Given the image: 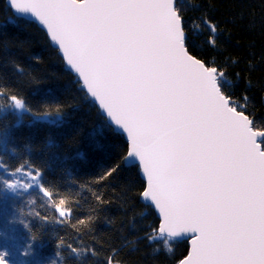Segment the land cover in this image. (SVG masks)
I'll list each match as a JSON object with an SVG mask.
<instances>
[{
  "label": "snow or ice",
  "instance_id": "6c2138e0",
  "mask_svg": "<svg viewBox=\"0 0 264 264\" xmlns=\"http://www.w3.org/2000/svg\"><path fill=\"white\" fill-rule=\"evenodd\" d=\"M8 4L46 29L81 87L126 135L121 159L142 172L140 199L159 219L146 238L164 240L169 253V242L187 243L176 264H264V128L248 114L247 96L240 102L225 92L233 86L225 70L198 59L188 43L187 31L202 29L215 47L219 24L203 15L186 18L183 0ZM10 99L12 107L26 109L23 99ZM120 167L117 162L105 175ZM17 173L29 182H0L13 190L35 186L60 217L70 214L66 199H52L39 168L26 161L11 175ZM86 251L99 256L98 249ZM118 256L115 250L101 264H119ZM8 257L7 250L0 251V264H10Z\"/></svg>",
  "mask_w": 264,
  "mask_h": 264
},
{
  "label": "trees",
  "instance_id": "16d2710c",
  "mask_svg": "<svg viewBox=\"0 0 264 264\" xmlns=\"http://www.w3.org/2000/svg\"><path fill=\"white\" fill-rule=\"evenodd\" d=\"M183 5L186 18L203 15L219 24L215 47L207 31H187L190 50L225 70L233 82L225 92L240 102L247 96L248 114L264 128V0H183ZM0 90L7 93L0 96V163L6 165L0 181H12L11 172L27 161L40 169L52 199H66L70 206V214L60 217L37 187L10 192L0 182V251L9 252L10 264H101L115 250L119 264H176L186 254L187 243L169 242V253L164 240L146 238L159 219L140 199L145 186L140 169L121 159L125 137L108 124L47 34L14 16L5 0H0ZM12 95L25 101V110L12 107ZM117 162V173L106 176ZM93 248L98 257L86 251Z\"/></svg>",
  "mask_w": 264,
  "mask_h": 264
},
{
  "label": "water",
  "instance_id": "95a60500",
  "mask_svg": "<svg viewBox=\"0 0 264 264\" xmlns=\"http://www.w3.org/2000/svg\"><path fill=\"white\" fill-rule=\"evenodd\" d=\"M5 1H6L7 6L9 7L8 0H5ZM9 8H10V7H9ZM11 10H12V12L14 13V15H16L17 17H21V18H24V19H26V20H28V21H30V22H34V23H36L37 26H38L39 28H41V29L47 34L46 29H45L42 25H40L39 22H38L34 17H32V16H30V15H27V14L17 13V12L15 11V9H12V8H11ZM47 36H48L49 39H50V36H49L48 34H47ZM50 41H51V39H50ZM51 42H52L54 48H56V49L59 51V55H60V56L62 57V59L64 60V58H63V54H62V52L59 50L58 46H57L53 41H51ZM64 63H65V65H66L67 69H68V70H69L74 76H76V77L78 78L77 74L74 72V70H71L70 66L67 65V63H66L65 60H64ZM78 80H79V82L82 84V81H80L79 78H78ZM82 89H83V88H82ZM83 90L86 92L85 89H83ZM86 94H87V92H86ZM87 95H88V94H87ZM88 96H89V95H88ZM89 98H90V99L95 103V105L98 107L97 102H96L93 98H91L90 96H89ZM98 108H99V107H98ZM99 110H100V109H99ZM100 112H101V114L104 116V118L107 120L106 116L102 113L101 110H100ZM107 122H108V124L114 129V131H115L116 133L121 134V135H123V136L125 137V140H126V142H127V144H128V141H127V137H126V135L122 134L119 130H116L115 127L112 126V125L109 123L108 120H107ZM127 166H132V165H127ZM140 175H141V178H142V179L144 180V182H145V177L142 175V172H141V171H140ZM141 201L146 205V202H144L143 200H141ZM154 212H155V214H156V216H157V218H158L157 212H156V211H154Z\"/></svg>",
  "mask_w": 264,
  "mask_h": 264
},
{
  "label": "rangeland",
  "instance_id": "374dc122",
  "mask_svg": "<svg viewBox=\"0 0 264 264\" xmlns=\"http://www.w3.org/2000/svg\"><path fill=\"white\" fill-rule=\"evenodd\" d=\"M18 110H21V109H18ZM0 170H2V168H0ZM13 177L14 178L12 180L19 179L22 183L29 182V178L26 175H23L21 173H17V175L16 176H13ZM7 190L10 191V192H15L17 190H25V189H23V188H17L15 190H13V189L7 188Z\"/></svg>",
  "mask_w": 264,
  "mask_h": 264
}]
</instances>
